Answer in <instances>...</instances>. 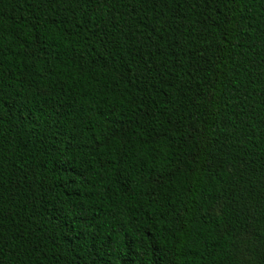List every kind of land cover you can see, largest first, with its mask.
<instances>
[{
    "label": "trees",
    "instance_id": "1",
    "mask_svg": "<svg viewBox=\"0 0 264 264\" xmlns=\"http://www.w3.org/2000/svg\"><path fill=\"white\" fill-rule=\"evenodd\" d=\"M0 264H264V0H0Z\"/></svg>",
    "mask_w": 264,
    "mask_h": 264
}]
</instances>
